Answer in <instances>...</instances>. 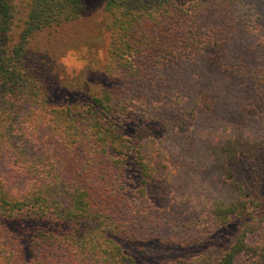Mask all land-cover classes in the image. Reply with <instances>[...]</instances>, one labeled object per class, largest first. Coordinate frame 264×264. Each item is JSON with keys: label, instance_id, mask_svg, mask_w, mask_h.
Returning <instances> with one entry per match:
<instances>
[{"label": "trees", "instance_id": "trees-1", "mask_svg": "<svg viewBox=\"0 0 264 264\" xmlns=\"http://www.w3.org/2000/svg\"><path fill=\"white\" fill-rule=\"evenodd\" d=\"M82 10L28 0L13 31V0H0V264H140L119 240L200 245L234 219L231 241L163 264H264V0H105L104 84L56 102L26 43ZM136 111L133 139L119 123ZM195 149L214 163L205 180ZM158 174L183 212L150 202ZM2 220L56 229L31 233L28 260Z\"/></svg>", "mask_w": 264, "mask_h": 264}, {"label": "rangeland", "instance_id": "rangeland-1", "mask_svg": "<svg viewBox=\"0 0 264 264\" xmlns=\"http://www.w3.org/2000/svg\"><path fill=\"white\" fill-rule=\"evenodd\" d=\"M83 10L80 16L70 22L46 29L28 39L26 43V66L32 69L45 83L49 94L55 99L63 97V93H71L74 90L87 94L91 97L96 94L98 87L104 84V55L108 44V14L104 10L105 0H82ZM180 1V0H179ZM28 0H13L14 27L13 31L19 29L25 12L27 11ZM15 37V34L12 35ZM86 87L77 88L78 85ZM240 84V83H238ZM61 88V90H60ZM70 89V91H69ZM69 95V94H68ZM87 99L76 104L78 109L87 107ZM141 113L136 111L127 115L119 123L124 128L126 137L133 138L137 131ZM190 127V126H189ZM189 127L184 130L178 129L185 137L189 133ZM185 153H194L192 140L185 138ZM181 153L175 164L183 162ZM197 161L194 172L204 179L207 174L214 170V163L205 159L203 154L195 149V154L191 156ZM131 175L134 188L138 181V175L131 167ZM218 172H221L220 170ZM241 173V172H239ZM227 175L221 174L218 180L222 182ZM132 177V178H131ZM229 182V180H228ZM173 189L163 180V174H158L152 178L147 187L148 197L155 209H163L170 212L172 209L183 212L181 209L172 207L173 201L171 193ZM131 195V190H129ZM244 220L234 219L228 227L214 233L212 239L198 244H171L163 243L158 239H149L144 242H130L119 240L123 252L136 260L140 264H163L176 260H189L198 255L208 244L223 245L231 241L239 231ZM2 224L15 234L24 247L26 259H30L29 238L31 233L38 229H56L48 224L38 221H18L2 220ZM249 264L248 261H240L238 264Z\"/></svg>", "mask_w": 264, "mask_h": 264}]
</instances>
